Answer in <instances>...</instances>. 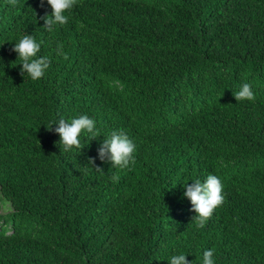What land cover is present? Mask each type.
<instances>
[{
	"label": "trees",
	"instance_id": "1",
	"mask_svg": "<svg viewBox=\"0 0 264 264\" xmlns=\"http://www.w3.org/2000/svg\"><path fill=\"white\" fill-rule=\"evenodd\" d=\"M51 11L0 0V264H264V0H77L49 32ZM26 34L51 60L36 81ZM81 115L99 135L65 152L54 124ZM112 131L126 169L99 160ZM209 174L225 202L199 228L184 185Z\"/></svg>",
	"mask_w": 264,
	"mask_h": 264
},
{
	"label": "clouds",
	"instance_id": "2",
	"mask_svg": "<svg viewBox=\"0 0 264 264\" xmlns=\"http://www.w3.org/2000/svg\"><path fill=\"white\" fill-rule=\"evenodd\" d=\"M45 0H40V6H44ZM47 5L51 8V14H45L41 17L44 21V28L49 32L53 31V26L64 25L68 22L65 15L69 12L77 0H46ZM8 3L15 6L17 0H8ZM41 42H37L32 35H24L19 42L15 43L13 52L18 54V59L22 61L21 75L27 74L33 81L41 79L49 69L51 60L47 56L38 57L41 51ZM58 52L68 59L66 53L63 52V45H58ZM234 98L239 101L254 102L256 95L249 83L242 84L240 90L234 94ZM54 125H57L55 132L60 137V144L65 152L73 149H82L80 136L82 133L91 134L93 139L99 135L94 119L87 115H81L70 121L61 118ZM52 130V128H51ZM136 152V144L123 131H112L108 138L104 139L98 150L99 160L103 163L110 162L112 167L126 169L135 163L134 153ZM89 164L94 166V170L103 173V169L95 166V159L90 158ZM113 179H117L113 177ZM184 196L190 200L192 209L196 215L193 221L197 227L203 228L207 221L212 217L214 211L223 205L225 197L223 195V184L221 179L209 174L204 182L199 179L191 184L184 185ZM214 249L205 250L203 252V264H215ZM169 264H190L185 254L173 255L170 257Z\"/></svg>",
	"mask_w": 264,
	"mask_h": 264
},
{
	"label": "rangeland",
	"instance_id": "3",
	"mask_svg": "<svg viewBox=\"0 0 264 264\" xmlns=\"http://www.w3.org/2000/svg\"><path fill=\"white\" fill-rule=\"evenodd\" d=\"M0 208L3 212H7L9 207L7 204L0 203Z\"/></svg>",
	"mask_w": 264,
	"mask_h": 264
}]
</instances>
